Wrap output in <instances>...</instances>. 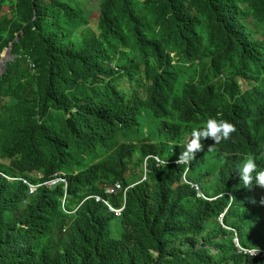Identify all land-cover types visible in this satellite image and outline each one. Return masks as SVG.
Wrapping results in <instances>:
<instances>
[{"label":"trees","instance_id":"trees-1","mask_svg":"<svg viewBox=\"0 0 264 264\" xmlns=\"http://www.w3.org/2000/svg\"><path fill=\"white\" fill-rule=\"evenodd\" d=\"M4 7L9 12L0 16V55L13 43L16 60L0 76V98H6L0 126L9 141L3 155L32 169L35 158L24 157L49 150L55 171L67 173L69 212L81 191L95 192L110 177H126L142 168V157L179 155L181 143L210 117L235 125L221 143L229 158L263 149L264 0H101L96 29L86 27L89 15L76 0H0V12ZM20 55H29L36 70ZM190 69L195 75L182 89L180 77ZM222 72L223 86L230 89H207ZM15 130L25 147L11 138ZM150 168L151 185L135 187L143 199L152 189L153 206L126 211L133 205L132 197L126 199L120 238L108 232L116 215L111 218L97 203L66 213L56 194H33L37 201L19 217L9 218L0 208V264H258L228 244L231 232L213 219L226 197L195 199L194 190L178 183L184 165ZM189 174L208 196L243 194L235 173L221 169L207 150ZM250 189L255 192L253 185ZM26 202L22 208L30 206ZM65 222L71 243L52 253L47 241L56 239ZM258 241L264 245L261 237Z\"/></svg>","mask_w":264,"mask_h":264},{"label":"clouds","instance_id":"clouds-1","mask_svg":"<svg viewBox=\"0 0 264 264\" xmlns=\"http://www.w3.org/2000/svg\"><path fill=\"white\" fill-rule=\"evenodd\" d=\"M5 8V7H4ZM3 8V10H4ZM2 10V12H3ZM86 12L85 10H83ZM0 12V14L2 13ZM9 12V10H8ZM87 13V12H86ZM90 17L91 11L87 13ZM2 16V15H1ZM99 12H97V20L98 22ZM86 27H91L89 25ZM97 24L95 27H91L93 29H96ZM10 47V46H9ZM8 49V48H7ZM5 49L1 55V58L5 55ZM13 55V54H12ZM171 56H174V53L171 54ZM19 59L24 60L32 71L36 70V65L33 62V59L29 55H20L18 56ZM16 60V56L13 55V60L7 61L6 64L10 62H14ZM137 63L141 66L143 69V66L137 61ZM188 67H190V64H187ZM112 67L116 71H120V68H118L115 64L112 65ZM3 71L0 76L4 73ZM226 72L220 73L218 76L221 77V84L215 85L213 89L207 88L211 90H214L218 93H224L226 90L230 89L228 86H223V82L225 80ZM145 79V75L141 74ZM195 75L194 69H190L189 73L185 74L180 77L179 84L181 88L183 89L184 86L190 81L191 76ZM218 76L212 77L213 81H218ZM211 80V82H212ZM144 82H147V80H144ZM247 88V87H246ZM250 88V87H248ZM239 94L244 93L238 91ZM1 105H4L6 102V98H0ZM4 101V102H3ZM19 116V115H18ZM71 116V115H70ZM21 116H19V119ZM199 128L193 129L192 133H190L187 138L184 140V142L181 143V152L180 154L174 155L170 160H167L163 157L155 156V155H147L142 157V168H135L128 171V175L126 177L120 178V177H110L109 180L104 181L101 183L98 187V191L95 192H86L85 190L81 191L79 195L81 196V200L79 203L84 206V204L88 203H97L100 206H103L104 211L111 215V218L114 213H120L123 214L128 210H139L144 207L151 208L153 206V201L150 197L152 189L148 190V194L143 199L142 194L138 192V188L135 187L133 184H129L127 182V178H130V173L135 172L136 170H141V172L145 173V184L151 185V179L149 178V173L151 172L150 166L152 163H155V166L157 168L161 167H169L172 165L176 166H182L184 165V172L181 177L180 182H178L181 185L188 186L192 190L195 191V199H202L208 202H216L224 196L228 199L227 205L224 206L219 214L215 216L213 219L217 223H219L224 229L229 230L231 234L226 236V240L228 241L230 239V242H227L228 244H231L232 247H236L238 253L246 255L252 259H258V264L264 263V245H262L258 238H256L255 242L259 243L260 245H251L249 243H246L244 236L242 235V232H240L235 227L230 226L229 221H235L233 223H242L249 227V229L252 232L255 233H262L264 230V213H256V211H260L258 206L254 202V196L257 193V191L263 196L260 202H264V168L259 167L261 165L264 166V146L263 149L259 152L258 155L254 154H246L243 157H239L236 159L229 158L228 155H225L222 151L221 143L222 141H226L231 138V134L236 131L235 125L229 122L225 119H217L215 117H210L206 119L205 121H202ZM3 127L0 126V197L3 199V203L0 204V208H5L7 215L10 216L9 218H16L19 217L23 210L29 209L32 204L37 201L35 196L29 195L23 188L21 181L23 178H21V175L23 173H26L28 175H31L30 173L24 171L22 167L15 166L13 162H4L1 160L2 155L6 151V147L8 146V137L4 135ZM211 138L215 143L209 144L206 139ZM202 139V140H201ZM206 147V148H205ZM211 152L218 160L221 169L223 170H232L238 181L243 185V194L239 196L238 194H235L231 191H228L225 194H220L218 196H208L204 191L202 190L200 186V182L196 179L189 178V171L190 167L193 165V163H197L203 160V154L205 151ZM4 162V163H3ZM8 170H13V172H9ZM58 179H62V181L65 183V185L70 189V183L66 182L65 175L61 176L57 175L55 176ZM140 178L143 177V175L139 176ZM194 180V181H192ZM107 182L109 185L114 189V192H117L119 194L122 193V191L125 194L126 199H129V197H132L133 205L131 209H126V211H122V208H118L117 206L112 207L108 202L100 203V199L98 197L99 194H106L108 188ZM255 187V192L251 191V186ZM61 192V194L59 193ZM100 192V193H99ZM58 193V194H57ZM56 194L59 196L58 198L62 197L63 190L61 188L55 189L53 191H50L48 194L45 193V191L36 192V196H44V195H51ZM6 195V196H5ZM122 200L121 203H126L127 201ZM24 201L26 202V205L29 204L30 206H25V208H22V203ZM59 203H61L60 199H58ZM259 202V203H260ZM17 206L16 209L13 207ZM22 208V210L20 209ZM235 208H239L242 210V212H235L231 213L232 210ZM110 223H108V232L111 237L113 238H120L123 234V226L121 224V221L117 222V225L121 227L122 233L120 237H114L111 234L110 231ZM225 223L226 225H224ZM70 227L69 225H61V228L59 227V232L55 240H48L47 242H50L52 245V253H55L57 251H64L66 247H68L71 243V235H70ZM245 227V226H244ZM244 229V228H243ZM248 228L246 229V234L251 236L250 230ZM261 237V239L264 241V236H258ZM225 247H228L225 245ZM248 249H253L251 255L248 252ZM216 250L215 252H217Z\"/></svg>","mask_w":264,"mask_h":264},{"label":"bare ground","instance_id":"bare-ground-1","mask_svg":"<svg viewBox=\"0 0 264 264\" xmlns=\"http://www.w3.org/2000/svg\"><path fill=\"white\" fill-rule=\"evenodd\" d=\"M220 79H221V77L218 76L217 82L212 80V82H210V84H209V87L211 88V87L217 85ZM21 81H23L24 83H27L24 80H21ZM262 107L264 108V103H263ZM63 117H64V115H63ZM204 118H207V115ZM15 120H18V118H15ZM15 123L19 124V122H15ZM15 132L19 135L18 130H15ZM11 138H14L16 141L19 142V140H18L19 138L15 136L14 131L11 134ZM19 144L21 146L25 147V141H20ZM82 147H85V146H82ZM48 151H46L44 154H39V153L31 151L30 153H28V155L26 157H24V159L29 158V157L35 158L37 167L32 168V169L23 168L24 171L30 173L31 175L23 173L21 175V178H23L21 181V184H22L24 190L29 195H33V194H36V192H41V191H45L48 189L55 188L57 186H61L63 189V196L60 198L62 210L66 213H75L78 211V209L82 205L78 202V204L75 206L74 210L71 212H69L66 209V204L68 203V198H67L68 187L62 181V179H58L55 176L60 175L62 178V176L65 175V178H66L67 173L64 172L63 170L55 171L53 165L56 161L53 159L51 152H48ZM1 160L4 162H7V163L13 162L12 157L6 158V157H4V155H2ZM94 161H89V163L91 162V164H92ZM57 162H58V160H57ZM87 164H88V161L85 158V160L83 162V166H86ZM8 171L13 172V170H8ZM80 172H81V170H80L79 166L74 167V173L75 174H79ZM132 175L134 176V178L131 177ZM142 175H143V177L140 178L139 176L136 175V172L130 173V178H127V181L129 184H133L134 186H137L146 180V177L144 176L145 173L142 172ZM66 182L68 183L67 178H66ZM106 187L108 188V190H107L105 195H107L109 198H113L115 200V202L118 204L121 203L122 200L125 201L126 197H125V194L123 191L121 194L114 192V189L109 185L108 182H107ZM98 197H99L100 201H102V202L107 201L108 204H110L112 207H114V205L110 202L109 199H105V198H102L100 196H98ZM118 208H122V211H124L126 208V203L125 202L121 203V206ZM114 214L116 216L113 217L110 221H112L113 219H116V218H119L122 221V219H121L122 214L118 213L119 214L118 215L117 212ZM66 223H67V225H69L68 222L63 223V225H65Z\"/></svg>","mask_w":264,"mask_h":264},{"label":"rangeland","instance_id":"rangeland-1","mask_svg":"<svg viewBox=\"0 0 264 264\" xmlns=\"http://www.w3.org/2000/svg\"><path fill=\"white\" fill-rule=\"evenodd\" d=\"M76 1L78 3L79 8H81L82 10H85L87 13H89L91 11V15L89 17V23H90L89 25L91 27H95L96 24H97L96 23V20H97V12H98L97 9L100 6L101 0H76ZM6 13H8V8L7 7L4 8V10L0 14V16L1 15H4ZM122 83H123L124 86H128V84L125 81H122ZM0 104H1V100H0ZM63 115L62 116H58V117H61L62 118ZM145 116H146V121L149 124V121H148L147 118H149L150 115H149V113L147 111L145 112ZM143 129H144L145 132H148L149 131V127L144 126ZM14 134H15L16 137L19 138V135L15 131H14ZM139 167L141 168V166H139ZM135 172H136V175L137 176L142 175L141 170H136ZM262 198H263V196L257 191V193L254 196V202H255V204L258 206V208L260 210V211H258V213H261V212L264 213V202H260ZM119 221H121V220L119 218H116V219H113L111 221V223H110V231H111L112 236H114V237H120V235L122 233L121 227H119L117 225V222H119ZM229 222L230 223H233L235 221H229ZM223 224L226 225L225 223H223ZM65 225H67V223ZM244 226L245 227L242 230V235L244 236L243 238L245 239L246 243H249L251 245H256V244L257 245H260L259 243L255 242V240H256V238H258V236H264V230L262 231V233H255V232H252L247 225L244 224ZM247 228L250 230L251 236H249V235L246 234V229ZM202 241H203V239L200 242H202ZM228 242H230V239L228 240Z\"/></svg>","mask_w":264,"mask_h":264},{"label":"water","instance_id":"water-1","mask_svg":"<svg viewBox=\"0 0 264 264\" xmlns=\"http://www.w3.org/2000/svg\"><path fill=\"white\" fill-rule=\"evenodd\" d=\"M16 40H19V37H17ZM12 50H13V43L10 45V47L5 51V55L1 58L0 60V74L3 71L7 70L6 67V62L13 60V55H12Z\"/></svg>","mask_w":264,"mask_h":264},{"label":"built area","instance_id":"built-area-1","mask_svg":"<svg viewBox=\"0 0 264 264\" xmlns=\"http://www.w3.org/2000/svg\"><path fill=\"white\" fill-rule=\"evenodd\" d=\"M251 250H253V249H248V252H249L251 255H253ZM263 264H264V263H263Z\"/></svg>","mask_w":264,"mask_h":264}]
</instances>
